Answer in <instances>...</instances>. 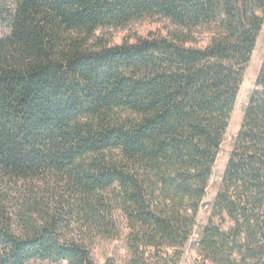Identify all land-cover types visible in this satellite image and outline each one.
<instances>
[{
    "label": "trees",
    "instance_id": "trees-1",
    "mask_svg": "<svg viewBox=\"0 0 264 264\" xmlns=\"http://www.w3.org/2000/svg\"><path fill=\"white\" fill-rule=\"evenodd\" d=\"M155 17L167 37L98 35ZM0 25V264H98L124 229L129 264L195 234L204 264H264V59L198 225L264 0H0Z\"/></svg>",
    "mask_w": 264,
    "mask_h": 264
},
{
    "label": "rangeland",
    "instance_id": "rangeland-1",
    "mask_svg": "<svg viewBox=\"0 0 264 264\" xmlns=\"http://www.w3.org/2000/svg\"><path fill=\"white\" fill-rule=\"evenodd\" d=\"M174 30V26L165 18H145L138 22L130 24L124 29H107L100 31L98 35L107 39L112 46H120L125 43H135L140 38L147 37H167ZM7 34L0 25V38ZM264 59V25L257 40L255 51L251 57L250 63L246 69L243 82L240 86L237 101L230 118L229 128L227 130L224 144L214 166L213 176L209 184L207 195L198 216L199 227L206 225L211 215V205L214 202L219 190L222 177L226 170L232 149L234 139L236 138L248 105L249 98L256 88V81L259 75ZM122 221V218H120ZM217 224L220 220L215 218ZM229 226V222L225 227ZM127 231L124 229L123 237L115 241L98 240L93 250V257L98 264H129L130 255L128 254V244L125 240ZM198 235L195 234L190 242L183 249V254L178 264H204L203 257L198 252ZM173 254V251L169 252ZM33 264H55L49 262H36ZM67 264V263H60Z\"/></svg>",
    "mask_w": 264,
    "mask_h": 264
}]
</instances>
